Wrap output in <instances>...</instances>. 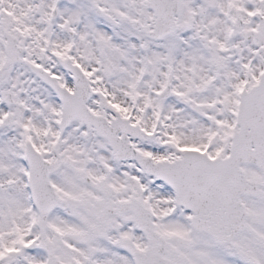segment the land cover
I'll return each instance as SVG.
<instances>
[{
    "label": "snow or ice",
    "instance_id": "obj_1",
    "mask_svg": "<svg viewBox=\"0 0 264 264\" xmlns=\"http://www.w3.org/2000/svg\"><path fill=\"white\" fill-rule=\"evenodd\" d=\"M0 264H264V0H0Z\"/></svg>",
    "mask_w": 264,
    "mask_h": 264
}]
</instances>
